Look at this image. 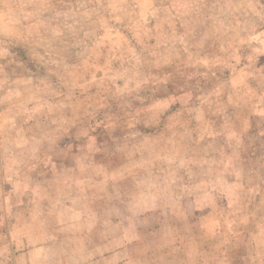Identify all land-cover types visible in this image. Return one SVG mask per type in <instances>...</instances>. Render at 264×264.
<instances>
[{"label": "rangeland", "instance_id": "374dc122", "mask_svg": "<svg viewBox=\"0 0 264 264\" xmlns=\"http://www.w3.org/2000/svg\"><path fill=\"white\" fill-rule=\"evenodd\" d=\"M0 264H264V0H0Z\"/></svg>", "mask_w": 264, "mask_h": 264}]
</instances>
